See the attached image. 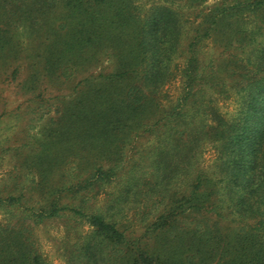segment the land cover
Here are the masks:
<instances>
[{
	"label": "rangeland",
	"instance_id": "374dc122",
	"mask_svg": "<svg viewBox=\"0 0 264 264\" xmlns=\"http://www.w3.org/2000/svg\"><path fill=\"white\" fill-rule=\"evenodd\" d=\"M40 1L2 2L6 10L24 8L34 12L39 9ZM43 1L50 3V0ZM63 1L52 0L53 7L49 4L40 8L48 9L46 16L43 11L42 14L34 12L31 20L40 16L42 18L37 25L41 23L45 29L53 25L57 27L65 21L62 19L68 13L65 7L69 1L66 6ZM104 1L107 8L101 9ZM118 1L122 7L132 9L142 17L155 5L173 9L179 15L177 19L186 23L182 46L188 45L198 35L194 28L205 15L213 14V23L226 14L229 16L224 19L227 22L222 27L214 24L217 31L194 41L197 64L190 83L192 93L187 100L184 102L182 99L185 85L181 62L185 58L181 53L184 49L181 48L172 56V60L164 64L168 65L164 72L172 76L160 82L158 92H146L150 98L145 102L150 104L140 117V121L146 122L145 126L122 135L119 140L112 139L110 142L116 140L114 143L119 145V150L114 152H111L112 148L106 149L108 140L100 141L96 146L88 145V140L94 134L90 125H84L79 130L71 129L75 126L72 125L61 140L59 132H56L62 109L79 93L74 92V87L80 79L84 75L93 78L100 72L109 74L113 71L114 59L108 57L109 50L99 56V63L94 61L89 65L92 70L88 74L73 77V71H69L66 78L50 79L40 72L38 84L34 86L32 74H36L35 55L41 53L40 45L46 40L43 36L39 40L34 39L23 26L17 29L12 26L11 42L5 58L0 60V232L21 230L29 237L36 255L46 264H66L67 260L78 254L84 238L92 229L88 216L97 211L103 213L106 221L116 224L120 233L125 236L133 234L143 242L150 243L151 237L158 231L155 222L162 214L169 195L181 193L195 179L198 173L195 165L201 169V173L215 180L218 177L215 172L220 164L216 162L217 152L211 139L206 136L202 140L205 149L200 156L197 155L194 167L190 165L187 168L189 173L186 178H181L179 172L163 178L166 177L164 165L167 157H170L171 163H182L179 155L178 159L175 153L166 155L167 148L174 141L169 140L173 127L169 123L176 121V118L169 116L176 107H181L179 121L189 123V131L199 126L200 121L207 125L214 124V121H239L237 116L245 85L260 74L255 75L251 71L264 36L259 35L256 42H246L235 23L236 20L247 21L252 17L255 14L251 12L254 11L253 6L239 5L232 9L235 0H175L172 5V0ZM116 2L97 0L95 5L102 12L111 13ZM239 36L242 39L235 41ZM13 47H16V51L10 52ZM37 69L39 71L40 68ZM139 77L140 80H135L141 84L143 79ZM78 89L85 92L87 100L96 97V89L92 87L82 84ZM150 121H153L152 125L147 126ZM43 151H46L45 159H40L38 164L35 160L40 158ZM110 153H116V164H109L104 158ZM42 168L41 174L39 169ZM96 171L104 177L96 176ZM9 197L18 201H8ZM51 202H55L60 214L54 217L43 215L38 221L39 214H49L47 207ZM70 208H76L82 214L74 217L68 211ZM223 214L234 218L228 210H224ZM209 216L215 218L212 214ZM256 221L237 220L236 223L227 219L220 223L228 229L239 230L244 226H254Z\"/></svg>",
	"mask_w": 264,
	"mask_h": 264
},
{
	"label": "trees",
	"instance_id": "16d2710c",
	"mask_svg": "<svg viewBox=\"0 0 264 264\" xmlns=\"http://www.w3.org/2000/svg\"><path fill=\"white\" fill-rule=\"evenodd\" d=\"M2 1L0 60L5 58L11 42L12 26L15 29L23 26L34 39L39 40L43 36L46 40L40 45L41 53L35 55L36 74H32L34 86L38 84L40 72L50 79L66 78L69 71H73V77L88 74L92 70L89 65L94 61L99 63V56L109 50L108 57L114 59L113 71L109 74L100 72L93 78L84 75L80 79L74 87V92L79 93L62 109L56 132H59L61 140L72 125L75 126L71 129L76 130L90 125L94 134L88 140V145L96 146L100 141L108 140L105 145L106 149L112 148L111 152L119 150V145L114 142L122 135L145 126L146 122L140 121V117L150 104L145 102L150 98L146 92H158L160 82L172 76L164 72L168 67L164 64L172 60V56L181 48L184 49L181 53L185 58L181 62L185 85L182 99L184 102L187 100L192 93L190 83L197 64L194 41L217 31L214 24L222 27L227 22L224 19L229 16L226 14L213 23V14L205 15L194 28L198 35L188 45L182 46L186 23L177 19L178 13L166 6H152L142 17L140 13L122 7L118 0H115L117 2L112 6L114 9L111 13L101 10L107 8L106 1L99 9L95 5L97 0H65L64 6L69 1L65 7L68 13L62 19L65 21L57 27L53 25L45 29L41 23L37 25L42 17L34 21L31 19L34 12L42 14L43 11L46 16L48 9L40 8L49 4L53 7L52 0L50 3L40 1L39 9H33L34 12L24 8L6 10ZM174 2L172 0L171 5ZM239 5L253 6L254 11L251 12L255 14L247 21L236 20L237 31L246 42H256L259 35L264 36V0H254L253 3L235 0L232 9ZM241 39L239 36L235 41ZM14 50L16 47L10 52ZM256 52L251 72L260 74L245 85V94L241 97L238 110L239 121H214L212 125L200 121L199 126L190 130L192 135L188 130L189 123L179 121L181 107H176L169 116L176 118V121L169 123L173 124L169 140L175 143L171 142L166 155L175 153L176 158L178 155L182 158V163H171L170 157H167L164 165L166 177L163 178L178 172L181 178H186L189 173L187 168L190 165L194 167L197 155L200 156L205 149L202 140L206 136L211 139L217 152L216 162L220 164L215 175L218 177L210 179L195 165L202 175L197 173L181 193L169 195L162 214L155 222L158 231H155L157 233L151 237L150 243L143 242L133 234L125 236L116 224L106 221L103 213H93L88 216L91 231L84 238L78 254L67 260L66 264H264V40L259 53ZM139 76L143 79L141 84L135 80H140ZM82 84L96 89L93 100L89 97L87 100L85 92L78 89ZM152 123L150 121L146 125ZM112 139L116 140L110 142ZM45 153L43 151L42 157L35 160L38 164L40 159H45ZM116 157V153L104 155L109 164H116ZM42 170L39 169V173L42 174ZM96 172V176L104 177ZM7 200L18 201L11 197ZM47 208L49 214H39L38 221L43 215L54 217L60 214L55 202H51ZM224 210H228L234 218L225 216ZM68 211L74 217L82 214L76 208ZM209 214L215 218L212 219ZM227 219L236 223L237 220L257 221L252 227L231 230L220 223ZM0 264L46 263L36 255L29 237L17 230L13 233L0 232Z\"/></svg>",
	"mask_w": 264,
	"mask_h": 264
}]
</instances>
